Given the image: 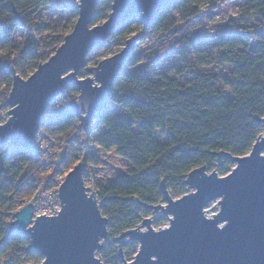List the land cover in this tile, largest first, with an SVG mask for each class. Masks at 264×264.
Returning a JSON list of instances; mask_svg holds the SVG:
<instances>
[{"label": "trees", "instance_id": "1", "mask_svg": "<svg viewBox=\"0 0 264 264\" xmlns=\"http://www.w3.org/2000/svg\"><path fill=\"white\" fill-rule=\"evenodd\" d=\"M57 2L0 0V15L8 13L0 19V89L3 86L8 93L12 70L27 78L26 67L33 73L46 61L48 50L63 41L66 25L77 19V7ZM52 6L68 10L54 27L46 25L39 13ZM230 8L235 19L230 20L231 27L217 28L208 40L173 36L181 25L218 22L220 12ZM110 11V0H100L91 26L104 22ZM134 21L142 26L138 17L122 23L86 62L107 58L114 48L123 47L138 31ZM141 26L134 51L153 42L158 52L162 50L158 58H176L175 66L164 68L157 59L133 51L117 73L102 110L86 128L65 107L50 116L46 110L38 131L58 141L64 169L78 160L84 163V173L96 165L86 153L91 142L104 152L114 150L127 163L125 173L106 183L94 181L92 186L100 213L108 221L107 236L114 239L138 227L163 202L161 181L171 197H180L187 174L196 168L224 177L233 163L228 156L218 161L217 153L245 156L263 132L264 0H171L149 28ZM19 30L32 39L15 46ZM41 178V164L31 151L0 147V264H29L41 258L26 237L7 235L4 221L17 201L29 199ZM110 264H119L118 251Z\"/></svg>", "mask_w": 264, "mask_h": 264}, {"label": "water", "instance_id": "2", "mask_svg": "<svg viewBox=\"0 0 264 264\" xmlns=\"http://www.w3.org/2000/svg\"><path fill=\"white\" fill-rule=\"evenodd\" d=\"M99 1L78 0L72 31L28 78L23 79L12 70L6 100L9 118L0 125V147L9 145L28 151L42 116L72 84L77 86L79 96L75 102L69 101V109L86 128L91 117L102 110L137 38L126 40L121 51L88 68L92 78L79 79L86 57L132 17H138L142 26L149 28L161 7L171 0H110L107 19L91 26ZM261 123L264 131V119ZM227 156L233 168L226 176L207 174L205 167L196 168L183 182L191 192L177 199H172L161 181L165 204L154 206L152 212H161L169 225L155 231L145 218L139 227L120 234L118 258L122 264H264V134L245 156L217 153L218 161ZM57 198V215L32 220L30 203L14 214L15 221L7 235L18 233L26 237L32 252L42 257L40 264H102L95 253L107 238L108 221L100 213L95 194L86 192L83 163L76 164L66 175ZM216 199L218 213L206 218L204 208ZM126 241L138 245L131 262H125L122 256L121 245Z\"/></svg>", "mask_w": 264, "mask_h": 264}, {"label": "rangeland", "instance_id": "3", "mask_svg": "<svg viewBox=\"0 0 264 264\" xmlns=\"http://www.w3.org/2000/svg\"><path fill=\"white\" fill-rule=\"evenodd\" d=\"M57 3L61 4V5H67V6H77L78 5L77 2L73 3L70 0H58ZM39 13L42 15L43 21L46 25L51 23L50 26L54 27L57 19L59 17H61L63 14L67 15L68 10L66 11L63 9H59L56 6L55 7L52 6V7H49L46 10L41 11ZM233 18L234 17L232 16V9L231 8L230 9H224V10H222V12H220V15H219L220 20L218 19L219 20L218 22L214 21L208 25V24H204V23H201L198 21V22H195L192 24H188L186 26L181 25V26H178L173 31V36H175V35L176 36L187 35L189 39H193L195 41L208 40V39L212 38V36L215 34V31L217 28H221V29L230 28L231 27L230 20H235ZM75 22L76 21L70 22L66 25V27L64 29V33L66 35H68L72 31V29L75 25ZM102 23L103 22L98 23L96 25H101ZM132 26H138L139 28H138V31H136L135 33L130 35V37L128 39H130L132 37H138L142 33V31L140 30L141 25H138V23H136L134 21ZM42 36L43 37L47 36V33H45ZM17 37H23V40L22 41L17 40L16 39ZM29 39L31 40L32 37L28 36L27 32L19 30L14 37V45L15 46L22 45L26 40H29ZM62 42L60 43V45L62 44ZM57 48L53 49L52 51L48 50V52L46 53V58H47L46 61L49 59V57H51L55 53ZM122 48L123 47L114 48L113 49L114 53L112 55L121 51ZM161 52H162V50L158 52L157 47H155L153 45V42L146 44V45L139 46V48L136 49V51H134L135 54H138V53L143 54L145 59L146 58H150L152 60L157 59V61L161 62L162 66L164 68H169L171 66H175V64L177 63V59L175 58V59L166 60V59H163V57H162L163 55H160V58H158V56ZM102 60H103L102 58H93L92 60L87 61L86 64L84 65V67L81 69L80 74L78 75V78L79 79H85L87 77L92 78V76L88 73V68L96 67L97 64L99 62H101ZM29 69H30L29 67H26L25 70H26V74H28L30 76L32 73H30L31 69L30 70ZM29 76H27V78ZM23 79H26V78H23ZM4 90H5V87L1 86L0 93H2ZM9 91L7 93L6 98L3 100V102H0V125L4 124L1 122L4 118V116H8V118H9L7 111H9L10 108L7 105L5 107L1 108L3 103H6ZM78 96H79V92L77 90V86L75 84H72L70 87H68L65 90V92L62 95H60L59 97L56 98V100H58V101L62 100L61 101L62 103L58 104L57 102H55L53 104L55 106H52L51 110L48 107L47 116L55 114L56 112L63 109V107L65 108L67 105H69V101L75 102L77 100ZM44 115H45V113H44ZM8 118H7V120H8ZM263 134H264V131L262 132L261 135H263ZM36 135H42L44 138L49 139V137L45 136V134H43V133L37 132ZM156 137L158 140H160L162 142L165 141V138L160 133H157ZM50 139H52V138H50ZM56 148H57V150H59L58 149L59 148L58 141H57V147ZM87 148L88 149H86V153H88L90 156L94 157V159L96 160V165L89 166L87 173H84L85 188H86L87 193L93 192L96 196V192L94 190H92V186H93L94 181H97L99 183H106V182H109L111 180H114L118 175H121L127 171L128 165L125 161H123L122 159H120L116 155L114 150H111L109 152H104V151L98 149L97 147H95V145L92 142L88 145ZM80 162L83 163L81 160H78L74 165H72L70 167V169H68V168L64 169L61 167V171H62L61 177H60L62 180L61 184L64 181V178L66 177V175L72 170V168ZM210 173L211 172H207V174H210ZM47 174L48 173H42L41 181L47 177ZM88 176L90 177L89 179H88ZM58 190H59V188H58ZM190 192L191 191L189 189H187V187H186L185 193L183 195L188 194ZM177 198H179V197H172V199H177ZM218 202H219V199H216L204 208V215L206 218H212L213 215H216L218 213V210H219ZM164 204L165 203L162 202L159 205L164 206ZM146 218L151 221L150 227L155 231L160 230V229H164L169 225L168 218L163 217L161 215V212H158V213L152 212L151 215L146 217ZM156 221L160 222L159 226H156V224H155ZM141 230L145 231L146 228H142ZM100 244L102 247L95 253V257L98 258L102 264H110V260L112 258H114L115 253L118 251V248H119L118 241H117V239H114V238L107 236V238L105 240H102L100 242ZM123 246H127V247H125V249H122ZM137 249H138L137 243L127 242V241L122 243L121 251H122L123 260L125 262H131L135 256L136 252H137ZM41 261H42V257L40 258V260L35 261V262H30L29 264H40ZM119 264H122V261L119 260Z\"/></svg>", "mask_w": 264, "mask_h": 264}, {"label": "built area", "instance_id": "4", "mask_svg": "<svg viewBox=\"0 0 264 264\" xmlns=\"http://www.w3.org/2000/svg\"><path fill=\"white\" fill-rule=\"evenodd\" d=\"M71 2H77L78 0H70ZM207 17V15H206ZM165 56L163 57V59ZM62 100H56L58 104L62 103ZM56 103V104H57ZM53 103L49 106L51 110ZM69 109V105L66 106ZM64 108V107H63ZM8 116H4L2 123L7 121ZM57 141L55 139H47L42 135H36L31 143L29 151L37 157L41 164V172L48 173L47 177L39 181L36 187L29 197L25 201H17L12 211L5 215L4 221L6 224V234L9 230L11 222L15 220V213L20 211L23 207L30 204L32 205V220L37 216H55L60 211V202L58 195V188L61 185V164L60 157L57 150ZM51 173V174H50ZM90 177L88 176V179Z\"/></svg>", "mask_w": 264, "mask_h": 264}, {"label": "clouds", "instance_id": "5", "mask_svg": "<svg viewBox=\"0 0 264 264\" xmlns=\"http://www.w3.org/2000/svg\"><path fill=\"white\" fill-rule=\"evenodd\" d=\"M8 15V13H3L2 15H0V19H3V17H6ZM17 40H23V37H17ZM22 46V45H21ZM7 96V90H4L2 93H0V102H3V100L6 98ZM55 103V101H54ZM43 129H41L42 131Z\"/></svg>", "mask_w": 264, "mask_h": 264}, {"label": "snow or ice", "instance_id": "6", "mask_svg": "<svg viewBox=\"0 0 264 264\" xmlns=\"http://www.w3.org/2000/svg\"><path fill=\"white\" fill-rule=\"evenodd\" d=\"M224 228V225H221V229Z\"/></svg>", "mask_w": 264, "mask_h": 264}]
</instances>
